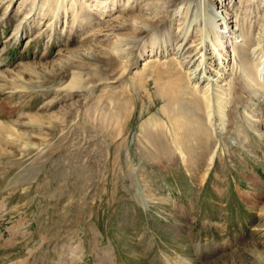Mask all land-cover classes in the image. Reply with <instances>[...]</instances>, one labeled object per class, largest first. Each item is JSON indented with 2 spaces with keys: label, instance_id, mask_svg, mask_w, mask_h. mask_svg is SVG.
<instances>
[{
  "label": "rangeland",
  "instance_id": "rangeland-1",
  "mask_svg": "<svg viewBox=\"0 0 264 264\" xmlns=\"http://www.w3.org/2000/svg\"><path fill=\"white\" fill-rule=\"evenodd\" d=\"M223 5L210 120L185 5L0 0V264H264V0Z\"/></svg>",
  "mask_w": 264,
  "mask_h": 264
},
{
  "label": "bare ground",
  "instance_id": "bare-ground-1",
  "mask_svg": "<svg viewBox=\"0 0 264 264\" xmlns=\"http://www.w3.org/2000/svg\"><path fill=\"white\" fill-rule=\"evenodd\" d=\"M170 6L178 4L181 6L187 7L188 13H183L181 18L184 19L182 24L187 32L193 27V25H200L202 31V41L197 44H190L185 47V44L180 45L179 50L176 54H180V62L188 69L190 76V81L198 82L200 84L206 85V87L196 86L199 92H202L204 98L210 105L209 119L214 118H223L224 110L221 105H224V95L226 93V78L233 73H229L228 70L231 63H234L238 58H229L226 51L221 50L215 42H213V37L217 39V42L221 44L230 45L236 44L244 32L240 29L239 25L235 28L232 27L229 23L238 24V21L229 20V12L226 10L218 11L217 4L220 2V5H226L231 2L229 0H164ZM2 4V3H1ZM148 4V3H147ZM187 4V5H186ZM146 7V6H145ZM148 7V6H147ZM202 7L201 13L197 11ZM143 9V8H142ZM148 9V8H147ZM196 12L193 13V10ZM182 13V12H180ZM191 13V14H189ZM197 16V17H195ZM180 25V24H179ZM199 30V29H198ZM243 41V40H242ZM186 43L187 41L184 40ZM240 42V41H239ZM252 43V40L251 42ZM219 48V49H218ZM243 48V46H242ZM194 49V50H193ZM212 49V53L209 54L208 50ZM234 49V48H233ZM201 50V52H198ZM252 56L255 53L262 55V60H264V38L260 39V44L252 50ZM230 51H228L229 53ZM233 53V52H232ZM250 53V52H249ZM240 57V56H239ZM229 58V59H228ZM152 63V62H151ZM238 68V67H237ZM238 70V69H237ZM232 72V71H231ZM239 72V71H237ZM240 73V72H239ZM244 86V85H243ZM245 88V87H244ZM249 88V87H247ZM230 89V88H229ZM246 89V88H245ZM228 90V89H227ZM250 90V89H249ZM203 99V98H202ZM218 106V114L216 113L213 106ZM218 124V123H217ZM218 126V125H217ZM213 158V156H212ZM213 161V160H212Z\"/></svg>",
  "mask_w": 264,
  "mask_h": 264
}]
</instances>
